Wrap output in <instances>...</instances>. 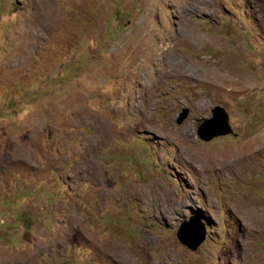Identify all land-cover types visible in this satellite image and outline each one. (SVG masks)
<instances>
[{"label":"rangeland","instance_id":"374dc122","mask_svg":"<svg viewBox=\"0 0 264 264\" xmlns=\"http://www.w3.org/2000/svg\"><path fill=\"white\" fill-rule=\"evenodd\" d=\"M0 264H264V0H0Z\"/></svg>","mask_w":264,"mask_h":264},{"label":"water","instance_id":"95a60500","mask_svg":"<svg viewBox=\"0 0 264 264\" xmlns=\"http://www.w3.org/2000/svg\"><path fill=\"white\" fill-rule=\"evenodd\" d=\"M189 116V109L184 108L176 119V124L181 125ZM197 137L204 143H209L214 139L226 137L233 134L229 122V116L222 106H215L210 110V117L204 119L197 128ZM178 241L190 250H196L205 239L203 226L199 222H185L179 228Z\"/></svg>","mask_w":264,"mask_h":264},{"label":"bare ground","instance_id":"6f19581e","mask_svg":"<svg viewBox=\"0 0 264 264\" xmlns=\"http://www.w3.org/2000/svg\"><path fill=\"white\" fill-rule=\"evenodd\" d=\"M146 90V89H145Z\"/></svg>","mask_w":264,"mask_h":264}]
</instances>
